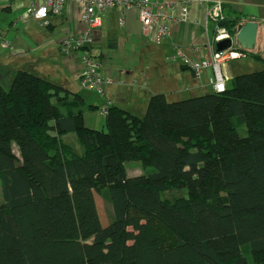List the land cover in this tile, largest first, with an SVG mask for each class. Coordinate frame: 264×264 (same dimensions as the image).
I'll use <instances>...</instances> for the list:
<instances>
[{"label":"trees","instance_id":"obj_1","mask_svg":"<svg viewBox=\"0 0 264 264\" xmlns=\"http://www.w3.org/2000/svg\"><path fill=\"white\" fill-rule=\"evenodd\" d=\"M211 19L231 36L241 20L223 2ZM86 104L26 70L0 82V264H264V69L223 92L153 94L143 116L109 105L106 129L85 124ZM129 161L145 171L129 176Z\"/></svg>","mask_w":264,"mask_h":264},{"label":"crops","instance_id":"obj_2","mask_svg":"<svg viewBox=\"0 0 264 264\" xmlns=\"http://www.w3.org/2000/svg\"><path fill=\"white\" fill-rule=\"evenodd\" d=\"M44 1L0 0L1 70H24L21 68L25 64L33 66L36 58H60L61 40L68 35H80L86 29V23L81 19V11L73 3L67 6L62 15L49 14L48 26H43L42 20L28 18L30 6L39 7ZM212 1L193 0L188 21L173 23L169 35L160 43L155 42L154 30L144 29L137 9L124 13V24L120 23L123 10L119 7L111 9L103 17L102 25L95 31L91 47L93 54L102 62V73L113 79L112 83L105 86L106 98L89 103L96 106L95 111L101 112V106L109 100L111 106H118L132 114L143 116L153 94L164 93L167 97V94L174 91L197 92L205 88H210L211 92V66L204 68L202 74L197 77L191 68L184 65L180 57L172 56L177 53V49H181L190 58L211 59L207 44L216 31L215 22L209 14ZM221 1L224 3L226 14L241 18L236 26V34L239 27L247 21L258 22V36L252 52L258 58L251 57L262 62L260 58H264V0ZM195 20H198V23H195ZM4 42H8L10 46L3 47ZM81 54V51H76L73 56L80 59ZM65 58L66 63L73 65L71 56ZM82 68L83 64H79L77 80ZM231 70L232 65L227 64L225 73L230 78L227 84L237 76ZM171 82H180L179 90L168 91L166 88ZM82 95L87 103L89 95Z\"/></svg>","mask_w":264,"mask_h":264},{"label":"built area","instance_id":"obj_3","mask_svg":"<svg viewBox=\"0 0 264 264\" xmlns=\"http://www.w3.org/2000/svg\"><path fill=\"white\" fill-rule=\"evenodd\" d=\"M193 0H45L44 3L35 7L31 5L27 17L42 20L43 26L50 23L47 20L49 14L62 15L70 3L75 4L81 11V19L86 23V29L80 35H68L60 42V51L66 55L74 51H81L80 59L83 68L78 75L80 85L86 90L95 91L100 97L106 98L105 86L113 82V79L102 73V62L93 54L92 45L95 31L102 25L103 17L113 8H121L123 16L120 23L124 24V13L128 10L137 9L140 21L146 31L155 32V42L160 43L170 33L173 23L187 22L190 17V8ZM209 14L216 18L222 14V1L213 0L210 3ZM198 23V20H195ZM225 37H234L226 28L217 26L212 39L208 41L207 48L210 50L211 59H195L188 57L181 49L173 58L180 57L184 65L191 68L195 76L199 77L203 69L211 66L213 76L210 85L213 91L223 92L226 90L229 76L224 67L229 61L246 56V52L235 47L216 53L215 42ZM8 42L3 47H9ZM122 82V80H119ZM110 101L107 100L100 108L105 114Z\"/></svg>","mask_w":264,"mask_h":264},{"label":"rangeland","instance_id":"obj_4","mask_svg":"<svg viewBox=\"0 0 264 264\" xmlns=\"http://www.w3.org/2000/svg\"><path fill=\"white\" fill-rule=\"evenodd\" d=\"M216 30V28H215ZM228 31V30H227ZM229 32V31H228ZM236 35V34H235ZM76 51L72 52L71 54H68L72 57L73 60V65L70 63H66V58H69L70 56H66L64 53L62 54L60 58L54 57L51 58H36L35 61H33L34 65L37 66H32V65H24L23 68L26 71H29L35 75H38L40 77H44L55 84H58L60 86H63L66 89L71 90L74 93H79V94H87L89 95V99L87 100L86 105H90L89 103H95L96 100H99L100 97L96 92L93 93V91H86L80 84L79 81L77 80L76 77V72L78 65H82V61L78 57H74L73 54ZM78 55V54H77ZM65 56V57H64ZM65 58V59H64ZM41 61V64H39ZM228 64L232 65V73H235L237 75L245 74V73H251V72H257L261 71L264 69V63L261 61H258L256 59H253L251 56L246 55L234 60H231L228 62ZM15 67V66H12ZM19 69H16L14 71L7 72L5 70L0 69V82L2 86L5 89H10L12 82L14 80V77L16 75V72ZM225 71V67H224ZM189 80L190 77H189ZM179 86V87H178ZM181 84L180 82H171L169 83L168 87L166 88L168 91L170 89L174 90H179ZM210 88H205L202 90H199L197 92H191V91H184L180 93L177 92H172L167 94V99L169 101H178L198 95H203L206 93H209ZM95 98V101H94ZM84 122L87 126H90L95 129H106L105 127V115L101 114V112H98V110L95 111L91 109H86L84 110ZM238 133L241 136H246L248 131H247V126L246 125H239L237 127ZM64 142L70 144L74 151L77 154H82L83 153V146L80 143L78 136L75 133H69L63 136ZM14 150L16 151L17 154H19V148L16 143H14ZM125 167L127 170V174L129 176H134V175H139L142 174L145 170L141 162L139 161H129L125 163ZM96 201L98 204L99 212L104 220V223L108 221V216L110 214V209L111 206L109 203L103 200V198L96 193ZM161 198L163 200H174L180 197H187L188 196V190L186 188L183 189H169L167 191L161 192ZM3 203V197L1 193V184H0V204ZM161 236H162V242H165L164 244H167L171 240V234L166 230L162 229L161 231Z\"/></svg>","mask_w":264,"mask_h":264},{"label":"water","instance_id":"obj_5","mask_svg":"<svg viewBox=\"0 0 264 264\" xmlns=\"http://www.w3.org/2000/svg\"><path fill=\"white\" fill-rule=\"evenodd\" d=\"M259 24L255 20H249L241 25L234 37H225L215 42L216 53L235 47L246 53H252L257 41Z\"/></svg>","mask_w":264,"mask_h":264}]
</instances>
